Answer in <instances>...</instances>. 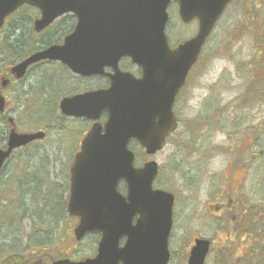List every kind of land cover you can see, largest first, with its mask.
<instances>
[{
    "label": "rangeland",
    "instance_id": "1",
    "mask_svg": "<svg viewBox=\"0 0 264 264\" xmlns=\"http://www.w3.org/2000/svg\"><path fill=\"white\" fill-rule=\"evenodd\" d=\"M245 2L237 0L239 11L230 10L208 42L176 109L180 130L156 158L161 170L156 186L177 196L175 212L179 229L174 233L171 248L173 254L179 252L172 264H187L183 252L190 238L197 234L214 244L215 252L207 264H264V218L255 226L254 221L249 222L242 215L236 221L231 216L220 225L214 217L211 219V210L205 209L215 204L218 191L221 197L231 196V199L244 194L247 200H260L264 208V0H253L254 12L247 13L243 20L240 13L244 12ZM175 21L173 18L169 27L175 31L174 46L196 33L176 26ZM10 35L8 28L0 32V45L5 39L12 41ZM41 44L37 40L36 47ZM16 61L15 53L0 57V77ZM54 69L39 66L6 93L9 104L5 115H0V145L4 146L7 139L8 118L15 119L20 133L41 130L48 137L32 146L30 152H17L0 178V262L30 264L29 255L42 250L82 260L93 257L97 249L96 235L76 245L71 233L77 221L67 218L66 209L57 211V206H64L67 201L69 169L88 129L86 123L60 121L58 106L64 96L91 89L96 84L92 82L72 91L75 87L72 81L60 74L54 77L55 87L49 76L54 74ZM66 90L68 93L58 95ZM246 126H249L247 130ZM250 148L252 161L247 162L242 152L247 149L245 154H248ZM255 148L260 153L254 154ZM32 152H37L30 157L34 185L25 188L31 180L28 178L22 182L23 188L16 184L13 188L21 162ZM46 196L49 205L44 207ZM229 222L232 226L226 227ZM197 229L199 233H193ZM249 235L251 239L247 240ZM39 237L48 243L41 245ZM233 244L240 245L235 258L220 250L221 245ZM247 244L252 245L249 262L243 258L242 251ZM12 252L15 254L9 256Z\"/></svg>",
    "mask_w": 264,
    "mask_h": 264
},
{
    "label": "water",
    "instance_id": "2",
    "mask_svg": "<svg viewBox=\"0 0 264 264\" xmlns=\"http://www.w3.org/2000/svg\"><path fill=\"white\" fill-rule=\"evenodd\" d=\"M17 1L0 0V28L5 18L11 14L14 7L18 4L16 3ZM34 4L44 6V2ZM44 7L45 14L42 21L35 24V29L38 32L64 12L74 11L79 15L81 22L75 36L76 39H79L75 42V50L79 54L76 56L61 55L59 59L68 58L75 69L95 74L93 63L83 54L84 40L82 37L86 26V5L76 0H57ZM209 8L215 10L216 3H212ZM211 25L212 22L209 19L203 21L201 35L197 42L202 41ZM120 51V55L128 54L136 58V47L132 41L123 40L120 43ZM45 58H48L46 54L35 55L12 69V72L17 78H21L29 65ZM54 58L57 59L58 56ZM93 97L104 108H108L111 111L115 127L107 142L102 139L97 141L95 156L85 181L82 182L77 179L79 174H81L80 170L75 176L73 175L70 212L81 218L80 226L76 231L78 240L87 232L103 231L104 219L109 220V222L119 221L120 225L118 233L110 231L106 234L104 241L100 244L98 257L84 264H104L105 260L110 261L114 242L125 234L130 238L128 247L124 253L115 258V261L121 259L127 264H134V261L138 258L140 261H145L149 264H166L169 257L167 243L171 229L173 197L166 193L152 191V183L158 173L157 166L154 163H150L141 170H134L132 167L133 158L126 151V145L131 137H138L147 148L148 154H155L162 148L165 136L173 127L167 128L164 136H158L155 139V143H149L148 141L145 143L141 137L140 132H143V130L140 127H145L146 124L144 121H135L134 111L128 112V109L132 107L109 106L110 102L102 95L96 94ZM73 100H66L63 104L71 103ZM78 105L87 113H92L86 103L81 102ZM3 107V101L0 99V110H3ZM42 137V134L17 135L13 132L10 137L8 151H0V170L13 149L27 145ZM120 178H124L129 185V203L116 192V183ZM117 212H120L122 216L119 217ZM136 215L141 216V220L138 227L132 229L130 228V221ZM208 244V242L204 241L197 242V247L192 251L190 264H201L203 262L206 253L205 248H207Z\"/></svg>",
    "mask_w": 264,
    "mask_h": 264
},
{
    "label": "flooded vegetation",
    "instance_id": "3",
    "mask_svg": "<svg viewBox=\"0 0 264 264\" xmlns=\"http://www.w3.org/2000/svg\"><path fill=\"white\" fill-rule=\"evenodd\" d=\"M246 3L250 4L251 0H246ZM235 189H236L235 192H239L238 191L239 188H235ZM220 198H222V200L217 198V200H215L217 204L214 205L215 215L216 217H218L219 219L218 223L220 225L224 223V220L226 218L231 217V216H232V221H236L237 217L239 215H242L244 218L249 219V222L254 221L255 226H256V223H259L264 218V208L262 207L260 200L258 201L247 200L244 194L233 196L232 199H231V196L220 197ZM226 201L227 203L223 204ZM220 220H222L223 223L220 222ZM231 226L232 224L231 222H229L226 227H231ZM255 226H254V229H255ZM249 230L251 232V227H249ZM250 239L251 238L249 235L247 240H250ZM239 246H240L239 244L227 245L224 247L223 245H221V251H228L229 256L235 258L236 248H238ZM251 250H252V245L250 244H247L245 249L242 250L243 258L249 259L247 260L248 262L252 258Z\"/></svg>",
    "mask_w": 264,
    "mask_h": 264
},
{
    "label": "trees",
    "instance_id": "4",
    "mask_svg": "<svg viewBox=\"0 0 264 264\" xmlns=\"http://www.w3.org/2000/svg\"><path fill=\"white\" fill-rule=\"evenodd\" d=\"M27 52H29V50H28ZM24 55H26V54H25V53H23V55H22V56H24Z\"/></svg>",
    "mask_w": 264,
    "mask_h": 264
}]
</instances>
